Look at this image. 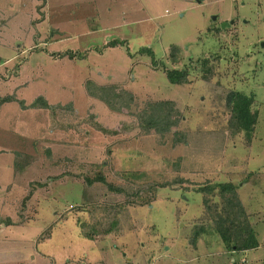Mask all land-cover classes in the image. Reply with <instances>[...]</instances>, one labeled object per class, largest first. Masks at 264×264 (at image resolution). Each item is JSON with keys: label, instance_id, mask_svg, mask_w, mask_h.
Listing matches in <instances>:
<instances>
[{"label": "rangeland", "instance_id": "rangeland-1", "mask_svg": "<svg viewBox=\"0 0 264 264\" xmlns=\"http://www.w3.org/2000/svg\"><path fill=\"white\" fill-rule=\"evenodd\" d=\"M172 69L187 71L185 84L168 82ZM87 81L134 104L112 112ZM229 93L252 97L248 136L231 128ZM7 96L0 264H38L36 251L57 264H264V0H0ZM38 97L55 109L19 105ZM146 102L172 103L168 134L142 133ZM217 183L236 187L257 248L228 250L212 230L196 190Z\"/></svg>", "mask_w": 264, "mask_h": 264}, {"label": "trees", "instance_id": "trees-1", "mask_svg": "<svg viewBox=\"0 0 264 264\" xmlns=\"http://www.w3.org/2000/svg\"><path fill=\"white\" fill-rule=\"evenodd\" d=\"M118 45H123V42L112 40L106 46L115 47ZM139 53L148 54L151 60H153V54L149 48H141ZM169 53L171 58L175 60L174 52ZM62 55L68 58L79 56L77 53L70 52ZM152 65L156 66V63L152 61ZM164 72L170 84L183 85L186 83V70L172 69L164 70ZM84 88L90 98L102 102L109 110L115 113H121L123 109L130 108L134 104L132 94L120 90L121 88L118 86H97L87 81L84 84ZM12 101H16L12 96L3 97L0 98V105ZM226 104L230 107L231 128L235 129L236 132L243 131L246 136L251 134L256 123V116L250 111L252 97L245 96L242 93H229L226 98ZM19 105L22 109L40 108L49 111L55 109V107L48 105L42 97H38L29 105H24L22 101H19ZM176 113L177 111L174 109L172 103L146 102L136 117L139 120V127L142 133L148 134L149 132H153L162 137L168 134L171 128L175 127L176 121L174 117ZM96 128L97 130H102L98 126ZM102 132L110 134L116 133L113 131L108 132L104 129ZM94 181L104 183L111 192L119 194L123 191L119 187L107 184L101 175H97ZM88 184H91V182H88ZM153 189L154 187L151 188V190ZM196 191L202 195V206L211 220L212 230L219 236L226 249L241 252L258 247L254 231L248 223V215L238 199L236 187L233 184L217 183L202 188L200 187ZM214 197L217 199V202L213 200ZM141 203L145 204L146 200ZM203 231L204 228H199L194 233L191 242L195 241L197 235L203 233Z\"/></svg>", "mask_w": 264, "mask_h": 264}, {"label": "crops", "instance_id": "crops-1", "mask_svg": "<svg viewBox=\"0 0 264 264\" xmlns=\"http://www.w3.org/2000/svg\"><path fill=\"white\" fill-rule=\"evenodd\" d=\"M108 42H110V40L106 42L105 46L107 45ZM7 228H8V223H6V222L4 223L2 220H0V256L4 253L3 250H5L4 249L5 246L2 244V242L5 241L3 238L4 236L2 234L5 232V230ZM38 235L39 234H36V235L28 238V239H31V246L38 244V241H39ZM34 254H35V257L29 256V257H31L30 262L34 261L35 263H38V264H42V263L43 264H57L55 259L52 258L51 256H49L47 253H39L36 251ZM69 260H71V259H69ZM76 261H78V259H76ZM123 261H124V263L132 264L130 259H128L127 261L126 260H123ZM76 263H79V262H76Z\"/></svg>", "mask_w": 264, "mask_h": 264}]
</instances>
